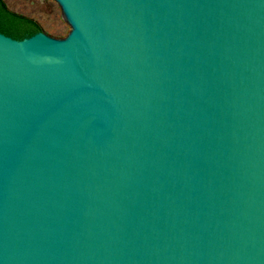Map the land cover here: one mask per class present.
I'll return each instance as SVG.
<instances>
[{"label":"water","instance_id":"obj_1","mask_svg":"<svg viewBox=\"0 0 264 264\" xmlns=\"http://www.w3.org/2000/svg\"><path fill=\"white\" fill-rule=\"evenodd\" d=\"M0 33V264H264V0H55Z\"/></svg>","mask_w":264,"mask_h":264},{"label":"rangeland","instance_id":"obj_2","mask_svg":"<svg viewBox=\"0 0 264 264\" xmlns=\"http://www.w3.org/2000/svg\"><path fill=\"white\" fill-rule=\"evenodd\" d=\"M7 7L37 21L43 32L57 39L66 38L72 26L66 22L62 7L55 0H4Z\"/></svg>","mask_w":264,"mask_h":264},{"label":"trees","instance_id":"obj_3","mask_svg":"<svg viewBox=\"0 0 264 264\" xmlns=\"http://www.w3.org/2000/svg\"><path fill=\"white\" fill-rule=\"evenodd\" d=\"M41 32L43 29L37 21L10 10L4 0H0L1 34L22 41Z\"/></svg>","mask_w":264,"mask_h":264}]
</instances>
